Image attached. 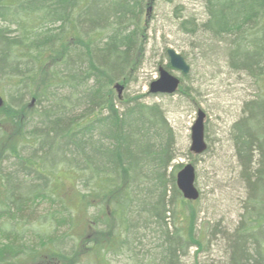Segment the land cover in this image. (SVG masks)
<instances>
[{
	"label": "trees",
	"instance_id": "16d2710c",
	"mask_svg": "<svg viewBox=\"0 0 264 264\" xmlns=\"http://www.w3.org/2000/svg\"><path fill=\"white\" fill-rule=\"evenodd\" d=\"M156 1L0 0V264H144L133 232L155 226L160 264L202 248L165 111L115 88L139 69ZM203 1L207 21L182 29L225 43L231 69L263 82L264 0ZM244 112L234 137L254 210L227 243L231 264H264V95Z\"/></svg>",
	"mask_w": 264,
	"mask_h": 264
},
{
	"label": "rangeland",
	"instance_id": "374dc122",
	"mask_svg": "<svg viewBox=\"0 0 264 264\" xmlns=\"http://www.w3.org/2000/svg\"><path fill=\"white\" fill-rule=\"evenodd\" d=\"M147 11L148 40H144L146 43L138 49L136 57L141 64L137 71L132 72L129 84L119 85L121 89L116 88L117 84L115 92L120 97L124 95V99L144 96L146 104H159L175 134L171 144L175 149L173 166L192 164L196 168V186L201 198L196 203L190 202L183 212L188 215L196 213L195 235L202 241V248L186 245L178 255L177 264H231L234 255L227 237L239 234L244 220L254 210L236 148L234 126L245 116L246 104L258 101L264 95V81L260 83L245 72L231 69L226 44L211 34H194L182 29L184 20L195 19L197 24L207 21L203 0H157ZM170 49L182 55L191 67L187 76L170 71L181 79L185 90L174 96L150 95V85L159 79V69L170 63L167 54ZM200 110L206 114L208 150L201 156H195L190 151L191 136ZM257 155H253L254 163L258 162ZM254 169H257L256 165ZM173 196L171 191L167 199L169 203ZM46 209L42 206L38 213L44 214ZM166 217L169 230L174 231L175 214ZM177 224L175 222V226ZM35 226L40 227L38 224ZM158 227L133 232V255L144 264L161 263L163 236ZM65 230L61 228L62 233ZM246 244L251 245V240ZM72 248L73 243L68 242L66 251L70 252ZM135 262L124 255L115 264Z\"/></svg>",
	"mask_w": 264,
	"mask_h": 264
},
{
	"label": "water",
	"instance_id": "95a60500",
	"mask_svg": "<svg viewBox=\"0 0 264 264\" xmlns=\"http://www.w3.org/2000/svg\"><path fill=\"white\" fill-rule=\"evenodd\" d=\"M170 66L173 70L179 71L185 75L189 74L191 67L186 59L175 50L168 51ZM181 81L167 69H159V79L150 85V93L153 95H174L180 90ZM121 89V86H117ZM120 91V90H119ZM121 92V91H120ZM4 106V99L0 96V108ZM205 121L206 114L200 110L198 118L192 128V146L191 152L195 155H203L208 145L205 141ZM177 186L183 197L189 201H197L200 198V191L196 187V169L192 164L186 165L177 176Z\"/></svg>",
	"mask_w": 264,
	"mask_h": 264
}]
</instances>
